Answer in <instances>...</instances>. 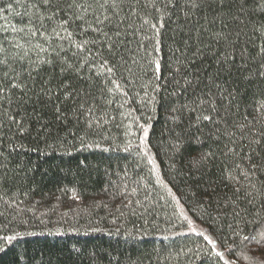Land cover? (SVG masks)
I'll return each mask as SVG.
<instances>
[{"label":"snow or ice","instance_id":"snow-or-ice-1","mask_svg":"<svg viewBox=\"0 0 264 264\" xmlns=\"http://www.w3.org/2000/svg\"><path fill=\"white\" fill-rule=\"evenodd\" d=\"M24 7L31 8L32 15L30 27L16 30L20 40L0 35V156L9 133L13 141L31 137L49 148L68 145L69 137L88 147L87 137L101 134L103 138L105 122L117 120L109 106L124 109L132 100L129 92L140 96L139 87L145 93L140 99L145 108L163 106L181 128L175 134L174 151L227 138L225 155L230 153L235 160L231 167L225 163L222 178L233 187V215L251 223L245 219L248 206L260 214L264 203L258 208L257 197L264 199V181L253 177L264 175V111L251 121L245 116L243 124L229 117L247 90L241 84L264 79V20L253 19L256 14L264 16V0H25ZM177 12L185 22L177 25L178 33L189 24L198 27L188 28L182 40L172 38L167 43L162 39L165 21ZM233 20L243 28L250 26L249 31H234L229 26ZM214 46L212 70L197 67ZM172 98L177 101L174 106ZM151 119L145 117L146 122ZM149 127L138 125L142 135L137 147L143 148V157L154 169ZM215 158L210 150L189 157L190 172L198 174L194 178L202 180ZM207 183L206 194L214 199L215 181ZM197 235L217 246L204 233ZM17 236L0 237V243L10 245ZM243 238L260 243L255 234Z\"/></svg>","mask_w":264,"mask_h":264},{"label":"trees","instance_id":"trees-1","mask_svg":"<svg viewBox=\"0 0 264 264\" xmlns=\"http://www.w3.org/2000/svg\"><path fill=\"white\" fill-rule=\"evenodd\" d=\"M24 3L0 0V35L20 40L16 30L30 27L32 9L26 11ZM253 19L258 23L264 16L256 14ZM240 21H231L230 28H243ZM178 24H185L179 12L165 21V42L180 41L188 28L198 27L189 24L178 33ZM213 51L215 46L196 66L210 72ZM161 52L166 54V49ZM173 87L169 85V90ZM241 88L247 90L239 107L231 109L229 121L243 124L245 116L251 121L264 111V79ZM136 91L140 96L129 92L132 100L124 109L109 106L117 120L105 122L103 138L101 134L87 137L88 147L69 137L68 145L49 148L31 137L13 141L8 134L0 156V237L19 235L10 245L0 243L5 248L0 264H264V209L256 215L248 206L245 219L251 223L234 217L233 187L222 178L225 163L231 167L235 160L230 153L225 155L227 138L174 151L175 134L181 128L169 118L170 110L161 105L145 108L140 103L144 91L139 87ZM176 103L172 98V105ZM147 115L152 119L146 122ZM145 123L150 125L147 142L154 169L143 157V148L137 147L142 135L138 125ZM229 129L240 135L230 124ZM209 150L216 154L211 171L197 180L198 174L190 172L189 157ZM234 174L243 182L239 170ZM253 179L264 181V175L257 173ZM208 180L215 181L214 199L205 191ZM261 203L264 199L257 197L258 208ZM199 232L217 246L208 244ZM254 234L259 244L243 238Z\"/></svg>","mask_w":264,"mask_h":264},{"label":"rangeland","instance_id":"rangeland-1","mask_svg":"<svg viewBox=\"0 0 264 264\" xmlns=\"http://www.w3.org/2000/svg\"><path fill=\"white\" fill-rule=\"evenodd\" d=\"M193 227V226H192Z\"/></svg>","mask_w":264,"mask_h":264}]
</instances>
